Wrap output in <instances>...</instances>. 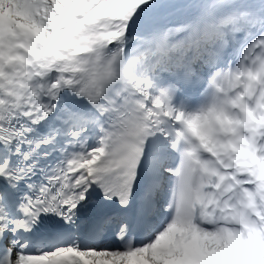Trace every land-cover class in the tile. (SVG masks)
Segmentation results:
<instances>
[{"label": "snow or ice", "instance_id": "snow-or-ice-1", "mask_svg": "<svg viewBox=\"0 0 264 264\" xmlns=\"http://www.w3.org/2000/svg\"><path fill=\"white\" fill-rule=\"evenodd\" d=\"M0 264H264V0H0Z\"/></svg>", "mask_w": 264, "mask_h": 264}]
</instances>
